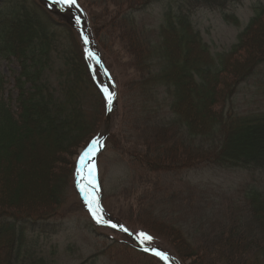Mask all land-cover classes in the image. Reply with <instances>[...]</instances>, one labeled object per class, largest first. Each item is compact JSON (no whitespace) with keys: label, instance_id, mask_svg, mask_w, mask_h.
<instances>
[{"label":"rangeland","instance_id":"rangeland-1","mask_svg":"<svg viewBox=\"0 0 264 264\" xmlns=\"http://www.w3.org/2000/svg\"><path fill=\"white\" fill-rule=\"evenodd\" d=\"M139 3L77 0L73 13H66L44 0H0L1 28L14 37L16 25L28 23L22 40L31 49L25 55L36 59L28 62L29 79H21L30 99L23 117L15 116L0 138V210L9 216H52L50 221L21 225L24 243L17 264L39 257H44V264H164L137 253L129 236L96 227L84 209L80 158L89 143L106 132L105 150L96 159L95 193L103 219L111 216L141 241L139 234L146 233L152 237L144 242L146 246L173 257L177 254L185 264H230L216 261L223 253L235 254L231 264H241L227 240L233 224L239 230L235 237L244 241L249 237L247 243L262 237L257 229L261 221L255 227L249 210L264 208V172L195 164L186 168L183 162L188 151L198 156L200 149L222 146V139L227 160L264 153V121L254 118L264 114V15L243 36L254 6H264V0H243L233 8L229 13L236 16L237 24L225 21L217 11L189 14L194 30L209 47L208 54L184 23L178 24L183 29L170 25L164 14L167 6L154 2L140 9ZM74 14L83 20L82 31ZM36 22L43 25L44 33ZM82 33L91 38V49L100 53L117 89L109 120L105 100L114 87L89 58ZM239 43L241 48L224 64L216 56L229 54ZM77 52L87 60L95 81L83 71ZM257 61L263 66L253 67ZM206 68L210 75L202 71ZM219 69L221 73L215 75ZM20 70L17 59L0 61L1 90L12 111L19 110L21 101L14 79ZM215 86L220 90L222 86L224 97L211 104ZM228 96L233 99L225 119H216L215 113L213 122L203 119L209 110L223 111ZM177 116L196 120L202 132L213 135L214 145L206 148L207 142L199 136L206 135ZM240 117L241 123L231 120ZM13 243L10 234L0 249L1 260ZM262 256L261 251L246 263L264 264Z\"/></svg>","mask_w":264,"mask_h":264},{"label":"trees","instance_id":"trees-1","mask_svg":"<svg viewBox=\"0 0 264 264\" xmlns=\"http://www.w3.org/2000/svg\"><path fill=\"white\" fill-rule=\"evenodd\" d=\"M139 3L138 5H140V9L141 6H144L143 8H145L146 6H148L150 3H160L165 6H167V9H165L164 14L167 16L169 23L171 26H173V28L176 29H180L181 27L178 24H185L184 27L186 29H189L191 32H193L195 38H196V44L199 46V48L205 53L208 54V52L210 53L209 47L207 46V44L204 43V41L201 39V36L199 35L198 32H196L194 30L193 27V23L190 21V15H194L196 12L201 11V10H206V11H217V12H221L223 19L225 21H233L237 24V18L235 17V15H231L229 12L233 9L236 8L237 6L241 5L243 0H138ZM152 1V2H151ZM138 7V8H139ZM254 10V16L252 17V19L250 20V22L248 23L247 27H246V31L244 32L243 36H246L250 33L251 29L262 19L263 15H264V6L259 4L254 6L253 8ZM168 23V24H169ZM22 25V24H17V26ZM3 26V23H0V56L3 57L4 59H7L9 57H14L15 59L18 60V62H20L21 64V73L19 75V77L16 78V88H18L19 90V110L17 111H12V109L10 108L9 104L7 102H9V99H4L2 90L0 88V138H3L4 135L8 132V128L10 129V121L12 119L15 120V116L17 118H22L23 117V113L25 112V109L27 107V103L29 102L30 99H27L28 97H26V93H25V85H23V81L21 80L22 78H27L28 77V70H29V64L28 62H36V59L34 57L31 56V58L27 55H25L26 51H29V43L25 42V41H21V45L19 47H17V45L19 44L18 42V38L17 35H15L14 37L8 35L7 33H5L3 31V29L1 28ZM15 27V26H14ZM183 29V28H181ZM24 31L22 30V36H24ZM44 33V32H43ZM242 44L239 43L237 44L231 51L229 54H216V56L218 58H220L221 62L224 64L225 63V59H228V57H233L234 55H236V51L241 48ZM37 51H39L38 49H36ZM207 52V53H206ZM81 58L83 60V63L85 65V67L88 69V75L92 76V71L90 69L89 64L87 63V60L85 58H83L82 54H81ZM215 62H217V60H215ZM42 63V62H41ZM40 63V64H41ZM36 64H39L38 62ZM262 64L261 61H257L255 62V64H253V67L256 65H260ZM252 66V65H251ZM249 66V70L247 71L252 72L250 70ZM263 66V64H262ZM261 67V66H260ZM211 69H214L213 67ZM206 72V75H210L212 72L209 71L208 68H206L205 70H202ZM256 70H254V72L252 73L255 75L256 74ZM211 72V73H210ZM214 72V70H213ZM223 72V71H222ZM221 73V69L217 70L216 72H214L215 75H219ZM193 75V74H192ZM198 76V75H197ZM196 76V73L194 72V76L193 78L196 77V83L198 84L199 88L203 87V83L200 80V78H198ZM239 77V76H237ZM243 78V77H242ZM245 78V77H244ZM29 78H27L28 80ZM92 79L94 80V77L92 76ZM26 80V81H27ZM91 80L94 84V81ZM213 80V84H216V82ZM222 83V82H221ZM224 83V82H223ZM222 83V84H223ZM25 84V83H24ZM221 85V84H220ZM220 89H217V86L214 87V91L215 93H213L212 96V102H214V99H218V97L221 99L224 97V95H222L224 92L222 90V86H220ZM225 89V88H224ZM176 93H178L177 90H175ZM29 92V91H28ZM223 92V93H222ZM33 94H27V96H32ZM102 97V94H100ZM34 98V97H33ZM103 98V97H102ZM232 99H230V96H228L226 99H224V108L223 111L221 109L217 110L216 112H214L213 110H209L207 115L204 118L208 119V122L211 123L213 122V120L216 118L214 113L216 114L217 118L219 119V117L221 118H226V108L228 106L229 103L232 102ZM106 101V100H105ZM231 101V102H230ZM176 103V102H175ZM173 103V108L176 109L177 106L176 104L178 103ZM210 107V106H208ZM172 108V110H173ZM221 108V107H220ZM105 110H106V105H105ZM175 111V110H174ZM222 111V113H221ZM206 113V112H205ZM179 115V114H178ZM22 116V117H21ZM183 116V115H182ZM182 116H177V118L180 120H185L186 121V125H188L190 123V125L194 126L195 128L199 129V134H205V132H202V128H201V124H197L196 120H188L185 117ZM259 117V118H258ZM255 119H261L264 121V114H260L257 116H254ZM242 117L235 119H231L235 122V124L237 123H241L243 122ZM232 121V122H233ZM231 122V123H232ZM261 125H264V123H261ZM259 124L256 125V127H258ZM222 133V131L220 132ZM195 136V135H193ZM197 136V135H196ZM200 137H204L203 141H206L207 143L204 142L205 147L207 148L206 145H214L213 141L211 143L210 139L211 137H213L212 134L203 136V135H199ZM220 138L222 139V134L220 136ZM224 143H226L225 141L223 142L222 139V146H219L218 143H216V145L218 144V146H216V149L210 148V150L208 149H200L201 151L198 153L199 155H195V153L189 152V154L184 155L186 157V160L183 162V167L185 166L187 167H192L195 165H213V166H217V167H221V168H244L247 170H251L253 172H256L257 170H259V172H264V153L260 155V157H245L240 155L238 157V159H234L232 161L227 160V146L224 145ZM224 145V146H223ZM187 151V150H186ZM177 153V152H176ZM186 154V153H185ZM173 159L177 160L178 157L173 156ZM181 163V162H178ZM254 191H257L256 189H254ZM258 194L260 191H257ZM260 195V194H259ZM254 197V196H253ZM255 204V203H254ZM262 204V203H261ZM252 206V204H250ZM249 205V206H250ZM263 205V204H262ZM259 207V206H258ZM264 208H259L258 211H255L253 206L251 207V209L249 210L254 217V226L257 227L259 221H257L258 219L261 221L260 223L262 224L263 221V225L261 226V224L259 225V228L257 227L258 231L262 232V237H260L259 239H254V240H249V237H246L247 241H244L243 238L241 237H235L238 236L236 235L235 231H237V226L233 224L232 226V233L230 235H228L229 238H227V240L230 242V245L233 247L231 248L233 251H236L237 254L236 256L242 260L241 264H247L246 261H249L248 258L253 260V257H255V255L259 252H263V256L261 257L262 259H264V211L262 210ZM52 216H48V215H38V216H32V215H24V214H18V215H13V216H9L5 213L2 212V210H0V220L2 219H12V224L7 223V224H2L0 223V236L2 235H7L12 234L13 235V248L11 249V252L9 253L8 249L5 250L6 254H5V258L7 260H5V258H2V260L0 259V264H15L17 261H19V257H20V253H21V248L23 246L22 242L23 239L20 241V238L23 237L24 238V231L21 229L19 222L22 220H32V219H37V220H49L51 219ZM248 229L249 227L246 226ZM254 227V230H255ZM245 229L248 231V229ZM231 229V227H230ZM251 229L253 230V228L251 227ZM253 230V232H254ZM239 231V230H238ZM12 232V233H11ZM252 234V233H250ZM224 236H226V234H224ZM252 244V245H251ZM236 250H235V249ZM248 248V249H247ZM252 248V249H251ZM226 253H228L227 251H225ZM177 255V254H176ZM235 255V254H232ZM232 255H224L223 256L219 255L218 258L216 259V261L220 260H228L230 261L229 263L231 264V260H232ZM178 256V255H177ZM178 258L180 259V261L185 264L184 260L182 257L178 256ZM255 259H257V257H255ZM233 261L235 262V260L233 259ZM213 262V260H212ZM264 262V260H263ZM218 263V262H217ZM28 264H44V259L43 258H39V259H30ZM252 264V263H251Z\"/></svg>","mask_w":264,"mask_h":264},{"label":"snow or ice","instance_id":"snow-or-ice-1","mask_svg":"<svg viewBox=\"0 0 264 264\" xmlns=\"http://www.w3.org/2000/svg\"><path fill=\"white\" fill-rule=\"evenodd\" d=\"M56 3H60L63 5L70 7L77 6V0H55ZM85 42L87 43V37H84ZM94 56V54H92ZM107 88H105V92H107ZM108 98L109 101L112 98V94L108 93ZM98 145H99V140H94L91 142L90 147L82 154L80 158V164H81V169L83 170L85 167H87V162L94 159V153L98 150ZM87 180V184H83V181ZM82 187H81V192L84 193L85 199L88 202L89 209L92 212L93 216L97 219L98 222H103L105 224L108 223L106 220H102L103 212L102 209H100L99 204L97 202V196L95 193V188L97 187V182H96V169L95 166L93 165L92 167L87 169V174L86 176L82 177ZM113 228L118 227L116 224H111L110 225ZM120 230L122 231H128L126 228H123L122 226L120 227ZM140 237H143L144 239L141 241L144 243L145 241H151L152 237L147 235L146 233H140ZM148 251L149 249H145ZM155 255L166 259L164 253L156 251L155 249H152Z\"/></svg>","mask_w":264,"mask_h":264},{"label":"bare ground","instance_id":"bare-ground-1","mask_svg":"<svg viewBox=\"0 0 264 264\" xmlns=\"http://www.w3.org/2000/svg\"><path fill=\"white\" fill-rule=\"evenodd\" d=\"M25 13V11L23 12V14ZM25 15H26V13H25ZM36 24V26H37V28H39L40 29V31L41 32H43V25L41 24V23H39V22H36L35 23ZM24 27H25V29H28V27H29V24L28 23H26L25 25H24ZM24 27L22 26V25H19V26H17V28L15 29V33L17 34V38H18V42H19V44L17 45V47H19L20 45H21V41H22V30L24 29ZM29 30V29H28ZM77 58L80 60V61H82V63H83V60H82V58H81V54H80V52L78 53L77 52ZM77 65H79V64H77ZM83 65H84V63H83ZM85 67V66H84ZM86 68V67H85ZM83 71H85V72H87L88 73V69L86 68V70L84 69ZM104 111H105V107H104ZM100 156H101V154H100ZM7 237H9V234H7V235H2V236H0V249H1V247L3 246V241H5L6 240V238Z\"/></svg>","mask_w":264,"mask_h":264},{"label":"water","instance_id":"water-1","mask_svg":"<svg viewBox=\"0 0 264 264\" xmlns=\"http://www.w3.org/2000/svg\"><path fill=\"white\" fill-rule=\"evenodd\" d=\"M87 48H88V51H89L90 55L93 56V55H92L93 53H92V51H90L89 46H88ZM93 57H95V55H94ZM99 64H100V67L104 70L105 74L108 75L107 71H106L105 68L101 65V63H99ZM112 103H113V99L110 100L109 105H108V117H107L108 120H109V117H110L109 114H110V112H111ZM144 250H145V248H144ZM165 257H166V256H165ZM166 258H167V257H166ZM165 260H166V259H165Z\"/></svg>","mask_w":264,"mask_h":264}]
</instances>
